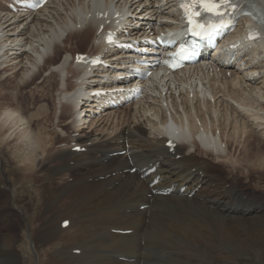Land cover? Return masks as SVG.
<instances>
[{"label":"bare ground","instance_id":"bare-ground-1","mask_svg":"<svg viewBox=\"0 0 264 264\" xmlns=\"http://www.w3.org/2000/svg\"><path fill=\"white\" fill-rule=\"evenodd\" d=\"M112 1L128 15V26L142 20L151 28L162 16H177L171 0L167 4ZM77 5L84 10L90 0H53L34 17L11 15L0 5V82L14 77L6 81L12 85L0 84V165L4 172L0 178V264H43L41 258L50 252V264H264V200L258 197L252 202L251 194H246L249 189L255 195L250 186L257 176L264 179V57L257 67L226 82L229 98L218 102L216 110L210 108V119L184 95L180 104L171 95L176 122L184 115L194 136L201 129L207 135L219 132L220 141L213 139L212 147L201 148L195 141L187 147L181 141L177 154L182 159L169 155L161 147V132L153 118L159 111L156 97H149L140 107L144 116L149 113L152 128L148 132L135 122L137 117L123 110L121 116L110 112L87 124L89 131L82 129L73 136L69 130L76 129L72 116L78 105L68 95L78 86L90 89L93 81H72L84 77L70 61V55L79 53L72 52V39L81 41L90 34L89 52L101 49L95 44L98 27L94 22L80 30L72 27L79 17ZM46 51L50 54L41 64ZM253 55L261 57L256 51ZM43 70L48 74L31 88ZM26 87L30 105L42 102L37 109L25 110L21 105L18 93ZM58 109L59 124H53ZM122 116L133 120L128 123ZM70 118L72 124L64 123ZM54 127L64 133L48 134ZM251 139L262 149L260 154L252 153ZM71 143L90 147L86 153H74ZM127 146L126 156L109 158ZM238 150L256 157L259 164L242 161L236 157ZM128 155L139 168L158 162L163 188L172 183H184L189 191L202 186L192 198L149 197L152 177L142 180L138 173H125L131 168ZM27 185L31 191L16 199ZM144 204L149 209L140 211ZM34 211L38 213L31 217ZM23 219L26 233H22ZM65 219L70 224L62 229ZM112 229H132L134 234L117 235ZM75 250L80 253L74 254ZM123 257L132 261L120 260Z\"/></svg>","mask_w":264,"mask_h":264},{"label":"rangeland","instance_id":"rangeland-1","mask_svg":"<svg viewBox=\"0 0 264 264\" xmlns=\"http://www.w3.org/2000/svg\"><path fill=\"white\" fill-rule=\"evenodd\" d=\"M88 38V37H87ZM76 45H77V49H75L76 51L78 50V51H83V52H85L87 49H86V44L84 43V44H81L80 43V45L77 43V41H76ZM87 46H88V44H87ZM62 53H64L63 51H62ZM79 53H81V52H79ZM60 57H62V55H60ZM41 75L43 76V74L41 73ZM38 76V77H36L35 79H34V81L32 82V84L33 85H30V86H32L31 88H33V86H34V84H37V83H40L41 81H42V79L44 78V77H42V76ZM1 78V77H0ZM3 78H5L4 76H3ZM14 77L13 76H9V77H7V78H5V79H1V82H0V84H1V86H7V85H5V84H11V83H6V81H8L9 80V82H11L12 81V79H13ZM12 85V84H11ZM29 86V87H30ZM226 86H228V84H226ZM29 87H26V88H24V89H21V91L20 92H22L21 94H19L18 93V99H20L21 98V101H20V103H21V105L23 106V108L25 109V110H29L30 108H33L34 107V109H37L41 104H42V102L41 101H39L36 105H34V106H32V105H30L31 103L29 102V95H28V91L30 90L29 89ZM226 90H225V92H224V94H225V98H223V99H226V98H229V93H228V91H227V88H225ZM27 91V92H26ZM26 93V94H25ZM53 95V94H52ZM217 95H218V93H217ZM180 98V97H179ZM222 100V99H221ZM221 100H219L218 102H220ZM161 101L162 100H160V103H161ZM168 101V100H167ZM176 101H177V99H176ZM233 100H231V102H232ZM218 102L217 103H215V105L214 106H212L209 102L208 103H206L205 105L203 104H196V105H194V106H199V108L201 109L202 108V106H205V109H206V111H204L205 112V114H206V116H208L207 118L208 119H210V116H209V110H210V108H212V110H216V107H217V104H218ZM235 102V101H234ZM51 103V102H50ZM160 103L158 102L157 104H159L158 105V107L157 108H159V111H156V113L157 114H155V116L153 117V115H151L153 118H154V120L155 119H157V120H161V118H162V116H164L165 117V112L161 109V107H160ZM190 103V102H189ZM236 103V102H235ZM171 104V103H170ZM237 105H238V103H236ZM148 105V104H147ZM219 107V106H218ZM51 108H53V107H51ZM218 109V108H217ZM202 110V109H201ZM222 110V109H221ZM163 111V112H162ZM203 111V110H202ZM60 112V111H59ZM153 112V111H152ZM58 113V112H57ZM138 114H139V117L140 118H144V117H146L147 118V122H146V118H144L143 120H142V122H140L137 118H139L138 116H137V113H136V111H135V113H133V117H137L136 119H135V122L137 123V124H139L138 122H140V123H142V125H144V126H146V129H147V132H148V130L149 129H151L152 127H151V125H150V123L148 122V116H149V113H148V115L147 116H144L143 115V112L141 111L140 112V107H139V111H138ZM161 114V115H160ZM60 115L61 114H57V118L55 119V121H54V123L53 124H59V117H60ZM159 116V118H158V116ZM150 116V117H151ZM132 117V118H133ZM151 117V118H152ZM133 120V119H132ZM132 120H129V118H128V123H131V121ZM57 121V122H56ZM126 121H127V119H126ZM146 122V123H145ZM122 123V122H121ZM145 123V124H144ZM88 124H90V123H88ZM127 124V123H126ZM48 125H51V124H48ZM109 127V126H108ZM111 127H113V125H111L110 126V128ZM61 128V127H60ZM55 130V129H54ZM61 130H62V133H64V131H63V129L61 128ZM56 132H57V134H59L61 131L59 130V129H56L55 130ZM84 131V130H83ZM77 132V131H76ZM50 133V132H49ZM250 143L252 144V146H251V148H252V153H254L255 154V152H259V154L261 153V150L262 149H260V148H257V143H256V141L254 140V139H251V141H250ZM235 148L233 147L232 148V150H234ZM239 157V158H241V160L242 161H244V160H247V161H250L251 163L253 162L254 164L256 163L257 165L259 164L258 162H257V158L256 157H254V156H250V157H248V156H246L243 152H241L240 150H238V152H237V155H236V157ZM209 159H211V160H213V157L211 158V157H208ZM226 169H228V170H231V168L228 166V167H226ZM11 173H16V171L14 170V168L12 169V171H11ZM2 176H4V172H3V169H2V167H1V165H0V178L2 177ZM263 178H260V177H258L257 176V178H256V181H255V183H253L251 186H250V189L251 190H253L255 193V195H253L252 193H250V191H249V193H247L248 195L249 194H251L250 195V197H252L253 198V201L252 202H256V201H258L259 200V198H260V200H264V187H263ZM259 181V184L257 183ZM245 187H247V185H243L241 188H245ZM248 190V189H247ZM27 191V192H26ZM31 191V188L27 185V186H25L24 187V189L22 190V193H21V191H19L18 192V194H17V196H16V199H19L20 198V195L22 196V194L23 195H25V194H27V193H29ZM33 194L35 195V192H33ZM29 197V196H28ZM259 197V198H258ZM38 213V211L36 212V211H34L33 212V215H30L31 217H33L34 216V214H37ZM1 224V223H0ZM22 228H23V232L22 233H26V231L28 232V226H27V223L24 221V219H23V225H22ZM21 230V229H20ZM20 234H21V231H18ZM27 241H28V238L27 237H25V238H23V242H26L27 243ZM50 255H52V253L50 252V253H48L47 255H45L44 256V258H41V260H42V262H46V263H43V264H48V262H49V264H50ZM47 256V257H46ZM34 262H36V257H34ZM109 258H107V260H108ZM106 260V261H107Z\"/></svg>","mask_w":264,"mask_h":264},{"label":"snow or ice","instance_id":"snow-or-ice-1","mask_svg":"<svg viewBox=\"0 0 264 264\" xmlns=\"http://www.w3.org/2000/svg\"><path fill=\"white\" fill-rule=\"evenodd\" d=\"M238 3L239 0H235V2L234 0H183L181 7L188 16L189 23L193 24V28H190L189 31H191L194 36L204 39L210 36L211 33L217 31L218 29H223L226 26V14L236 11ZM200 8L203 9L204 13H208L212 17H216L218 22L211 24L209 28H206L204 24L194 23L193 17L201 15L198 11ZM109 42L111 43L112 41L110 40ZM188 52L189 50L187 48L181 47L180 52L177 53V55L180 59H187Z\"/></svg>","mask_w":264,"mask_h":264}]
</instances>
